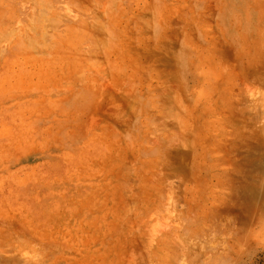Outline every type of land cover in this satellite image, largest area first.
Masks as SVG:
<instances>
[{
	"label": "rangeland",
	"instance_id": "rangeland-1",
	"mask_svg": "<svg viewBox=\"0 0 264 264\" xmlns=\"http://www.w3.org/2000/svg\"><path fill=\"white\" fill-rule=\"evenodd\" d=\"M17 1L0 264H264V0Z\"/></svg>",
	"mask_w": 264,
	"mask_h": 264
},
{
	"label": "bare ground",
	"instance_id": "bare-ground-1",
	"mask_svg": "<svg viewBox=\"0 0 264 264\" xmlns=\"http://www.w3.org/2000/svg\"><path fill=\"white\" fill-rule=\"evenodd\" d=\"M17 2H18V3H16V4H19L20 0H18ZM20 3H21V2H20ZM21 4H22V3H21ZM22 5H23V4H22ZM18 6H19V5H18ZM18 6H15V8L17 7V9H19ZM23 6H24V5H23ZM24 8H25V9H24ZM23 9L26 10V7H23ZM3 10H4V9H3ZM24 10H22V12H24ZM19 12H20V11L18 10V13H16V14L19 15ZM22 12H21V14H20L19 16H22ZM25 12H26V11H25ZM25 12H24V13H25ZM24 13H23V15H24ZM18 15H16V16H18ZM22 18H23V17H22ZM3 21H4V20H3ZM3 21H2V22H3ZM42 21H43V20H42ZM34 26H35V24H34ZM35 27H36V26H35ZM48 30H50V29H48ZM36 31H37V30H36ZM29 34H30V33H29ZM31 34H32V33H31ZM29 54H30V53H29ZM167 71H168V70H167ZM172 76H173V75H172ZM204 77H205V76H204ZM174 79H175V77H174ZM170 80L174 81L173 78L170 79ZM168 81H169V80H168ZM173 95H174V94H173ZM197 95L200 97V94H199V93H197ZM197 95H196V97H197ZM168 96H169V95H168ZM171 96H172V95H171ZM171 96H170V97H171ZM200 98H201V97H200ZM169 99H170V98H168L167 103H173V102H171V101H173V99L171 98V99H170L171 101H169ZM174 99H175V98H174ZM200 100H201V99H200ZM200 100L198 99V101H200ZM175 102H177L176 99H175V101H174V104H175ZM167 103H166V104H167ZM166 104H164V105H166ZM167 106H168V104H167ZM167 106H166L165 108L169 110V108H167ZM171 106H172V105H171ZM175 106H177V109L179 110L178 102L176 103ZM172 107H173L172 110L175 109L176 112H177L176 107H174V106H172ZM163 108H164V107H163ZM165 108H164V110H166ZM201 109H202V108H201ZM168 110H166V111H168ZM172 110H171V114L175 113V111L172 112ZM201 111H202V110H201ZM197 112H198V111H197ZM174 115H175V114H174ZM204 116H205V115H204ZM150 120H151V119H150ZM172 120H175V119H172ZM182 120H183V119H182ZM153 121L156 122V120H154V119H153ZM175 121H176V123H177V120H175ZM184 121H185V120H184ZM184 121H183V123H184ZM154 122H153V125H156L157 123L154 124ZM174 123H175V122H174ZM174 123H173V121H172L173 126L178 125V124H176V123H175V125H174ZM178 123H179V125H180V122H178ZM203 123H204V122H203ZM153 125H152V126H153ZM158 125L161 126V124H158ZM181 125H182V124H181ZM175 127H177V126H175ZM175 127H174V128H175ZM182 128H183V125H182ZM154 129H155V128H154ZM154 129H153V130H154ZM156 129H157V128H156ZM156 129H155V130H156ZM180 129H181V126H180ZM153 130H152V131H153ZM155 130H154V131H155ZM173 130L175 131V129H173ZM161 131H162V130H161ZM176 131H177V129H176ZM176 131H175L174 133H179L180 131H183V130H182V129L179 130V128H178V131H179V132H178V131L176 132ZM155 132H158V131L156 130ZM171 133H173V132H171ZM175 135H176V134H175ZM178 135H180V134H178ZM171 136H172V135H171ZM171 136H170V137H171ZM182 136H183V135H181V138H182L181 141H182V143H180V140H179L180 137L178 136V137H179L178 142L176 141L178 144H177V143L175 144V143H174V142H175L174 140H176L177 138H176V136L173 135V137H174L175 139H173V137H171L172 139H171L170 137H169V138L171 139V141H174V142H173L174 144H173L172 142H170V139H169V138L167 139V140H168L167 144H171L170 146H174V145H176V148H178V145H179V143H180V144L182 145V148H183V147H186V146L188 145V143H187V142H188V139L186 140V139L184 138L185 136H184V137H182ZM183 138H184V140H185V143H187V144L184 143ZM186 141H187V142H186ZM169 142H170V143H169ZM183 144H184V146H183ZM158 145L160 146V143H159ZM185 145H186V146H185ZM161 147L165 150L164 146H160V148H161ZM160 148H159V150H160ZM169 148H171V147H169ZM169 148H167V146H166V149H169ZM173 148H174V147H173ZM163 149H162V150H163ZM171 149H172V148H171ZM171 149H169V150H171ZM186 149H187V147H186ZM157 150H158V149H157ZM176 151H178V150H176ZM176 151H174V153H175ZM163 152H164V151H163ZM165 152H166V151H165ZM160 153H161V152H160ZM161 154L164 155L165 153H161ZM167 154H168V152H167ZM163 155H162V156H163ZM230 160H231V159H230ZM227 161H229V160H227ZM231 161H232V160H231ZM233 161H234V160H233ZM228 163H230V162H226V165H227V166L229 165V167L231 168L230 164H228ZM231 163H232V162H231ZM233 163H234V162H233ZM233 163H232V164H233ZM226 165H225V166H226ZM233 169H234V168H233ZM227 170H228V169H227ZM229 172H231V171L229 170ZM227 174H228V173H227ZM229 177H230V174H229ZM229 177H228V178H229ZM231 177H232V175H231ZM177 178H178V177H177ZM226 181H227V180H226ZM229 181H230V180H229ZM185 182H186V181H185ZM189 182H190V179H189ZM224 182H225V181H224ZM230 182H231V181H230ZM227 183H228V184H227ZM225 184H226V186L228 185V186H230V187H231V185H232L231 188H233V184H232V183H231V185L229 184V182H226ZM181 185H182V184H181ZM224 186H225V185H224ZM230 187H229V188H230ZM176 188L179 190V187H178V186H177ZM176 188H175V186H174V187H173V190H174V189L176 190ZM191 188H192V187H191ZM147 189H149V188H147ZM234 190H235V189H234ZM165 192H166V191H165ZM182 192H183V191H182ZM182 192H181V193H182ZM172 193H173V192H172ZM185 193H186V192H185ZM230 193H231V192H230ZM163 194H164L165 197H167V196L165 195L164 192L162 193V195H163ZM164 196H163V197H164ZM168 196H169V195H168ZM223 196H224V195H223ZM165 197H164V198H165ZM179 197H181V196H179ZM224 197H225V196H224ZM224 197H223V198H224ZM227 197H228V196H227ZM226 199H227V198H226ZM180 200H181V199H180ZM192 201H193V199H190V205H189V206L191 207V209L193 208V206H192ZM184 203H185V202H184ZM182 204H183V203H182ZM182 213H183V215H184V214H185V211L183 210ZM202 216H203V215H202ZM235 233H236V232H235ZM196 234H197V233H196ZM234 236H235V234H234ZM242 236H243V235H242ZM158 238H159V237H158ZM158 238H157V239H158ZM149 241H150V240H149ZM149 241H148V242H149ZM149 243H150V242H149ZM240 243H241V242H240ZM127 260H128V261H127ZM131 260H132V259H131ZM131 260H129V258H127V259H126L127 264H130L131 262H129V261H131ZM158 260H160V258H159ZM114 262H116V261H114ZM128 262H129V263H128ZM132 262L134 263V260H133ZM135 262H136V261H135ZM133 263H132V264H133Z\"/></svg>",
	"mask_w": 264,
	"mask_h": 264
}]
</instances>
